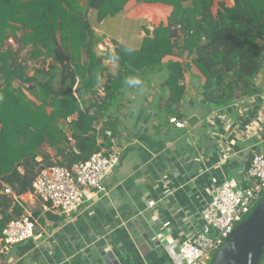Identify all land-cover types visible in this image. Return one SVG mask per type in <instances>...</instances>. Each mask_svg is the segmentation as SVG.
Returning <instances> with one entry per match:
<instances>
[{
  "label": "crops",
  "instance_id": "obj_1",
  "mask_svg": "<svg viewBox=\"0 0 264 264\" xmlns=\"http://www.w3.org/2000/svg\"><path fill=\"white\" fill-rule=\"evenodd\" d=\"M77 1L78 15L91 26L92 48L103 57L96 88L104 93L110 76H123L120 102L111 110L119 127L107 130L122 157L105 179L106 191L89 189L71 215L47 211L30 191L23 194V214L37 220L36 235L0 255V264H175L168 246L201 229L202 213L225 181L247 186L252 159L264 154V64L248 95L216 109L202 98L197 69H186L195 54L184 49L185 33L180 25L167 29L175 9L196 13L199 0H106L102 8ZM210 1L214 15L236 4ZM154 51L165 54L147 56ZM122 59L142 68L126 69ZM171 61L184 66L180 116L168 103ZM172 116L184 127L171 123ZM102 125L96 122L99 131ZM109 141L108 133L99 138L103 147Z\"/></svg>",
  "mask_w": 264,
  "mask_h": 264
},
{
  "label": "trees",
  "instance_id": "obj_2",
  "mask_svg": "<svg viewBox=\"0 0 264 264\" xmlns=\"http://www.w3.org/2000/svg\"><path fill=\"white\" fill-rule=\"evenodd\" d=\"M106 3L89 0L88 6ZM211 6L210 0H199L193 3L196 13L175 9L167 29L180 25L184 49L195 54L186 69H197L202 98L218 109L248 95L264 64V0H236L217 15ZM80 9L77 0H0V180L19 195L32 190L42 169L88 160L101 150L100 136L119 127L111 110L120 102L123 76H110L104 93L96 88L103 57L92 48L91 26L78 15ZM27 46L32 66L20 55ZM146 54L161 60L165 52ZM126 60L124 68H142ZM167 65L174 80L167 83L168 103L175 110L183 96L184 66ZM173 114L180 116L179 110ZM96 122L103 124L100 131ZM45 147L55 149L57 158ZM3 188L0 184V237L24 212Z\"/></svg>",
  "mask_w": 264,
  "mask_h": 264
},
{
  "label": "built area",
  "instance_id": "obj_3",
  "mask_svg": "<svg viewBox=\"0 0 264 264\" xmlns=\"http://www.w3.org/2000/svg\"><path fill=\"white\" fill-rule=\"evenodd\" d=\"M170 122L178 128L185 125L184 120L177 116L170 117ZM107 133L110 138L107 146H102L88 160L75 163L72 167L52 165L38 173L30 193L43 202L47 211L60 216L71 215L80 209L89 189L97 193L106 191L105 179L122 157L121 148L111 137L112 132ZM244 179L248 185L243 188H235L225 181L204 209L201 229L184 239L180 245L168 246L175 264H213L215 252L264 194V154H255ZM0 184L4 187L3 193L11 195L15 202H23V194H17L1 180ZM36 227L37 220L29 211L11 219L0 237V254H7L16 243L33 238Z\"/></svg>",
  "mask_w": 264,
  "mask_h": 264
},
{
  "label": "water",
  "instance_id": "obj_4",
  "mask_svg": "<svg viewBox=\"0 0 264 264\" xmlns=\"http://www.w3.org/2000/svg\"><path fill=\"white\" fill-rule=\"evenodd\" d=\"M263 256L264 194L256 200L224 240L213 264H260Z\"/></svg>",
  "mask_w": 264,
  "mask_h": 264
},
{
  "label": "rangeland",
  "instance_id": "obj_5",
  "mask_svg": "<svg viewBox=\"0 0 264 264\" xmlns=\"http://www.w3.org/2000/svg\"><path fill=\"white\" fill-rule=\"evenodd\" d=\"M19 48H20V46H19ZM29 48L30 47H23L21 50V54L20 55H22L24 58H29ZM19 55V56H20ZM29 64L28 65H30V66H32L33 64H34V60H32V59H30L29 58ZM15 85H17V83L15 84ZM25 90V92L27 93V94H29L30 95V93H29V90H27V89H24ZM49 110H51V109H49ZM215 253H217V251L215 252Z\"/></svg>",
  "mask_w": 264,
  "mask_h": 264
}]
</instances>
